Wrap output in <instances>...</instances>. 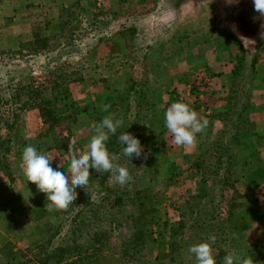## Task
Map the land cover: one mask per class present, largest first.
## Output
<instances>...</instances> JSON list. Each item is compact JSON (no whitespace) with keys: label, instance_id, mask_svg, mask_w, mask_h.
Returning <instances> with one entry per match:
<instances>
[{"label":"rangeland","instance_id":"obj_1","mask_svg":"<svg viewBox=\"0 0 264 264\" xmlns=\"http://www.w3.org/2000/svg\"><path fill=\"white\" fill-rule=\"evenodd\" d=\"M228 1L0 0V264H197L189 248L211 235L216 264L229 252L264 264V23L249 40L226 21ZM251 9L232 14L249 31ZM48 81L56 124L24 90L14 96ZM175 102L207 120L194 146L175 145L165 126ZM107 115L122 121L107 147L132 177L122 207L106 191L113 173L90 169L67 209L47 211L24 176V147L67 174L69 144L86 150ZM124 132L141 158L123 155ZM228 169L239 193L231 225L218 215Z\"/></svg>","mask_w":264,"mask_h":264},{"label":"clouds","instance_id":"obj_2","mask_svg":"<svg viewBox=\"0 0 264 264\" xmlns=\"http://www.w3.org/2000/svg\"><path fill=\"white\" fill-rule=\"evenodd\" d=\"M254 10L264 15V0H253ZM108 105L103 107L107 111ZM122 121L114 119L112 115L104 116L99 123H93V134L86 150L76 152L74 144L68 146L70 165L68 173L54 169L51 166L55 156L43 154L32 145L24 147L22 152L23 173L27 181L36 185L37 190L46 194L49 203L45 206L47 211L67 209L77 198L76 189H86L90 179V169L99 173L111 172L114 182L121 186L128 183L132 177L125 166L117 163L119 157L110 153L107 141L111 135H116ZM165 126L172 134L173 143L177 146L191 147L197 143V134L207 127V120L198 119L197 112L187 103L175 102L167 107L165 112ZM27 138V137H26ZM118 141L123 146L122 153L126 157L141 158L143 148L141 142L132 133L124 132L118 136ZM126 145V146H125ZM147 159V154H144ZM216 236L211 235L207 240L193 244L189 252L195 256L197 264H216L213 247ZM223 264H253V259L240 257L235 252H229Z\"/></svg>","mask_w":264,"mask_h":264},{"label":"trees","instance_id":"obj_3","mask_svg":"<svg viewBox=\"0 0 264 264\" xmlns=\"http://www.w3.org/2000/svg\"><path fill=\"white\" fill-rule=\"evenodd\" d=\"M76 78L79 79L78 77H76ZM46 83H48V84H46ZM46 83L41 82V83H37V84H34V83L28 84V86L20 89V91L18 93H15L14 96L19 99V97L21 95V90H24V95H26L27 98H29V97H31V99L33 98L31 101V104H32V106L37 107L39 109L42 117L44 118V122L45 123L51 122L52 124H56V123H58L59 117L54 114V110H53L54 107L50 106V101L53 99V97H51L52 96L51 83L49 81ZM34 87L39 89V92L37 94H36V92L34 93ZM30 89H32V90H30ZM68 93H69L68 89L65 88L64 89L65 96H67ZM108 150L111 153L112 149L110 148ZM209 160H211V159L209 158ZM228 164H231V163H228ZM208 165H209V168H213L214 172H215V169L218 170V172H219V170L221 169L220 165H222V162H221V160L211 161L208 163ZM222 168H224V165H222ZM233 168H235V167H233ZM203 180H204V178H203ZM236 181H237L236 173L233 172L232 170L228 169L227 172L225 173V175H223L222 179L219 182L220 191H221V189H223V192L225 193L228 190L230 192V197H228V198L224 197L223 198V196H219L221 198V201L223 202L222 203L223 205L221 207V210L218 211V215L222 216L221 222L226 220V221H228V224H230V225L235 220V218L233 216V210L235 207V199H236L235 197H237L239 194L237 189H236V186H235ZM125 185L121 186L120 184L114 182V180L109 183L108 189L106 191H108V193H110L112 196L111 197V200H112L111 204L113 207H118V208L122 207L123 195H124L125 190H126ZM226 196H227V194H226ZM220 219H221V217H219V220ZM18 264H23V263H18Z\"/></svg>","mask_w":264,"mask_h":264},{"label":"crops","instance_id":"obj_4","mask_svg":"<svg viewBox=\"0 0 264 264\" xmlns=\"http://www.w3.org/2000/svg\"><path fill=\"white\" fill-rule=\"evenodd\" d=\"M184 2H188V0H182ZM194 1V0H193ZM197 1V0H195ZM200 1V0H199ZM240 1H243V4H241ZM244 3L248 6L250 5L251 6V10L255 13V15L257 16L258 18V21L256 23V27H253L251 31L247 30V29H243L241 28V25L239 24L240 22L236 21V20H233V13L235 11H238L239 8L243 7ZM227 7L225 8V15H226V21H230L232 23H234L237 27H239V30L244 32V33H250V36L248 37L249 40L253 39L255 36H256V33L258 32V23L259 21L261 23H264V15H261L260 13L256 12L254 10V4H253V0H229L228 3L226 4ZM254 36V37H253ZM253 37V38H252ZM254 69V67H252ZM248 74V72H247ZM227 75H228V72H227ZM249 109V107H248Z\"/></svg>","mask_w":264,"mask_h":264}]
</instances>
